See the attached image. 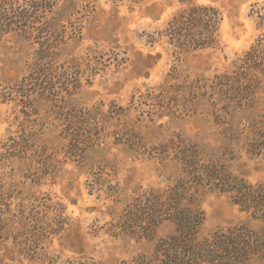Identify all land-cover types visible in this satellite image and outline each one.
Here are the masks:
<instances>
[{"label": "rangeland", "instance_id": "obj_1", "mask_svg": "<svg viewBox=\"0 0 264 264\" xmlns=\"http://www.w3.org/2000/svg\"><path fill=\"white\" fill-rule=\"evenodd\" d=\"M54 1L48 91L30 80L38 38L0 37V264L151 253L173 226L141 238L120 219L138 194L181 176L176 156L189 143L204 161L264 180V78L246 93L234 66L264 41V0H194L219 11L218 43L178 56L160 35L178 0ZM198 198L204 235L243 219L215 188Z\"/></svg>", "mask_w": 264, "mask_h": 264}, {"label": "trees", "instance_id": "obj_2", "mask_svg": "<svg viewBox=\"0 0 264 264\" xmlns=\"http://www.w3.org/2000/svg\"><path fill=\"white\" fill-rule=\"evenodd\" d=\"M178 1L184 6L160 34L174 54L217 45L219 11L194 0ZM54 4V0H0V37L13 33L28 41L37 37L41 43L38 60L30 71L38 92L48 91L43 77L54 70L56 60L51 46L56 24L49 17ZM258 17L264 27V16ZM234 66L239 78L250 82L246 93L253 92L264 78V41L258 40ZM200 153L196 144L184 146L176 156L181 176L166 189L138 194L127 205L119 222L122 232L150 238L163 223L171 224L173 230L156 240L151 253L118 264H264V180L251 182L236 176L217 162L202 160ZM205 187L227 195L243 219L202 234L205 213L198 191Z\"/></svg>", "mask_w": 264, "mask_h": 264}]
</instances>
